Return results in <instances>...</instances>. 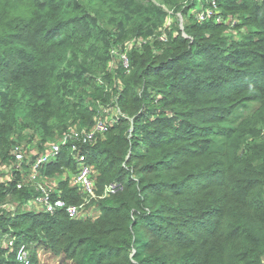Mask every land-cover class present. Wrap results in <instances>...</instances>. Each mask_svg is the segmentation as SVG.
Returning <instances> with one entry per match:
<instances>
[{"label":"trees","instance_id":"1","mask_svg":"<svg viewBox=\"0 0 264 264\" xmlns=\"http://www.w3.org/2000/svg\"><path fill=\"white\" fill-rule=\"evenodd\" d=\"M110 2L120 14L115 29L101 21ZM218 3L226 17L241 15L236 29L250 26L248 37H222L224 24L195 20L186 26L192 41L174 27L165 45L133 52L130 72H118L123 89L107 80L125 116L80 147L99 194L106 184L123 185L98 201L99 216L28 211L34 189H19L18 177L7 186L0 175V202L18 207L1 211L0 230L27 236L30 264H39V248L60 264H264V0ZM167 17L153 0H0V172L10 177L7 165L23 143L11 138L18 111L47 137L92 126L100 99L116 104L97 85L93 63L104 65L113 43L148 39ZM181 101L179 109L173 102ZM252 102L258 108L246 115ZM71 145L41 168L44 177L77 170ZM67 185L64 200L80 203ZM0 264H18L1 243Z\"/></svg>","mask_w":264,"mask_h":264},{"label":"rangeland","instance_id":"2","mask_svg":"<svg viewBox=\"0 0 264 264\" xmlns=\"http://www.w3.org/2000/svg\"><path fill=\"white\" fill-rule=\"evenodd\" d=\"M153 1L158 6L163 7L167 11L168 17L166 19V22L164 24L159 25L157 28H153L154 32L152 34L148 35V37H149L148 39H145L144 37H138L137 38L134 36V37L128 38L126 40H122L121 42L111 44V46L109 48V56H108V59L106 60L105 64L103 65V61L93 63V66H95L98 69V72L96 73L97 75L95 76V80L97 82V85L104 88L105 92L109 93V97H107V99H112L111 103H116V104L115 105H112V104L109 105V104H106L108 102L102 101L100 99L97 102L98 104H97L96 108L100 109L99 113L100 112L101 113H100V115H99V113L94 114L95 116H93L94 122H93L92 126H84L83 127L84 130H88L87 133H84L81 131L79 132V134H80L79 141L83 142L84 138L89 137L90 140L93 142V144H96L98 136L104 135V133L97 132L96 134H94L93 132H89L90 129H94L95 123H96L95 121L97 120V118L106 117V119L111 120V119H114V117L116 118L118 115H124L125 116V114L122 111V108L119 105V95L120 94L113 95L111 93L113 86H112V84L107 82V80L110 79L111 81H114L115 82L114 86H119V89H123L124 88L123 83H122L121 79L118 78L119 70L121 68H125V69H128V71H127L128 73L130 72L131 67H132L131 54L133 52L138 53V54H143L145 51L146 45L154 44L157 42L158 43L161 42V43H163V45H165L168 42V38H166V35L168 37V34H166L168 29H171V28L173 29L175 27L176 28V30L174 31L175 35H178L179 33H181L184 37L189 38L192 41L193 37L187 33L186 26L192 24V22L194 23L195 20L197 22H199L197 19V14L200 10H202L204 7H206V2H207V0H197L196 6L190 8L188 10V12L185 14L184 9L187 8L189 5H191L193 2H195L196 0H184L182 2V4H180V6H179L181 8H179V7L178 8L177 7L170 8L166 4L162 5L161 0H153ZM111 3L112 2H110V4H106V5L101 7V10L105 12V16L104 17L101 16V21L102 22H104V21L108 22L110 24V26L113 29H115L116 24H113V22H114V19H116L117 17H120V14L117 10L111 8L112 7ZM111 15H113V16L111 17ZM230 16H231L230 17L231 23L228 25L233 24L236 21V19L238 22L234 26H227L222 37L232 36V37H234L235 40H240L246 36L248 37L253 29L250 26H247L245 24H242L239 28L236 29V26L240 23L239 17H241V15L236 14V16H235L232 14ZM117 31L119 32V30H117ZM163 45H162V47H163ZM152 51L155 54L163 53V50L155 49L154 47L152 48ZM114 52H116V53H114ZM67 60H68V62H71L70 57H68ZM72 63H74V62H72ZM72 63H65L62 68H64L65 70H70V72H72V73H78L79 71L77 70V65H73ZM92 73H94V70L91 72H86L85 75L91 76ZM167 79L168 78H166V80ZM100 82L101 83L104 82V83L100 84ZM158 96L161 97L160 95H158ZM64 99L70 104V106H73L75 104V103L71 102V101H74V97L71 95L70 96L65 95ZM173 103H175L174 105H176L179 109H182V107L184 105V103L182 101L180 103H176V102H173ZM255 108H258V103L257 102L250 103L249 107L247 109L246 115L250 114ZM105 113H106V116H105ZM28 120L29 119H27V120L24 119L23 114L18 111L16 120L13 123L12 129H11V133L12 132H14V133L13 134L10 133L12 135L11 138L14 139V141H15V137L18 136L20 141H22L23 143H26V145H32L34 147H38L39 152H44L51 145L54 144L56 137H58L59 135H62V133H59V134L56 133L54 136H48L47 137L46 135L43 134L44 132H42V131L38 132L36 130L35 125H33ZM116 120H117V118H116ZM29 138L34 139L33 143L29 140ZM23 145L25 146V144H23ZM9 162H10V160H9ZM207 165H209V164H206V166ZM7 166L9 167V165H7ZM199 166L202 167V165H199ZM187 168L189 170L195 169L196 165L195 164H189V165H187ZM7 172L9 173V175H10L9 178L11 179V182H12L13 181L12 179H14L15 173H16L15 166L12 165V167ZM68 172H70V168L64 170V172L62 174H64L65 176L68 177V180H67L68 185L67 186H68V189L70 190V194H74V195H77L79 197V192L75 186L76 183L74 182V179L71 178V180H70L69 175H71L72 173L69 174ZM40 173L43 174L42 171H40ZM0 175L2 177V181H6L5 171L0 172ZM73 176H75V174L74 175L72 174L71 177H73ZM47 180H49L50 182L59 181V176H56L54 178H47ZM27 187L30 188V186H27ZM59 193H61V192H59ZM32 199H34V197ZM80 201H81V197H80ZM10 205L16 206L15 204H10ZM39 206H41V205L39 204ZM39 206H35V207H39ZM4 209H8L9 212H11V210L7 207H5ZM94 211L96 212L97 209H95ZM8 234H12V236H14V237H16V239H20V240H23L27 237L26 235H16L13 232L3 233V231L0 230V236L8 235ZM28 247H29L31 257H32L33 254H32L31 246L28 245ZM38 259H39V264H60L61 263V259L53 257L50 252H46V250L43 248L38 249Z\"/></svg>","mask_w":264,"mask_h":264},{"label":"built area","instance_id":"3","mask_svg":"<svg viewBox=\"0 0 264 264\" xmlns=\"http://www.w3.org/2000/svg\"><path fill=\"white\" fill-rule=\"evenodd\" d=\"M197 19L200 23L208 20H214L216 23L224 24L225 26H234L238 22L236 19L233 24L228 25L231 23L230 17H226L222 13L219 8L218 0H207L206 7L198 12ZM103 83L100 82V84ZM105 119L106 117L97 118L94 129H90L89 132H93L94 134L97 132L105 133L110 129L111 126L116 124L117 121L115 117L111 120ZM83 127L84 126L76 125L70 128V130L55 140L54 144L44 152H39L38 149L32 145L25 144L24 146V143L16 146L14 149V162L12 165H14L16 168L15 177L19 178L17 180V187L19 189L27 186L34 187L37 195L32 200L36 203H39L42 208L41 211L45 213L55 215L64 212L70 219L95 218L100 214V209L96 208L98 207V201L116 193L118 189L123 186L120 182H113L106 184L101 194L97 192V171L94 166H92L87 161L86 154L82 153L80 148L81 145H93V142L89 137L84 138L83 142L79 141V132H88V130H84ZM70 143L72 144V152L76 153L75 161L77 163V170L74 173L75 176H73V179L81 197V201L78 204L70 203L64 200L59 191L53 189L51 186L52 182L47 180V178L40 173V168L58 160L64 147H67V145H70ZM12 165L8 168L10 169ZM26 165H29L32 168V172L28 180H26L28 177V173L25 172ZM8 182H11V179L7 181V183ZM5 207L9 208L14 214L18 210L17 206L10 204L3 205L0 202V213ZM95 209H97L96 212L94 211ZM2 238L5 240V242L2 240ZM0 243L7 248L9 253L13 251L16 252L18 264L31 263V254L27 243L22 241L19 243V240L12 236V234L0 236Z\"/></svg>","mask_w":264,"mask_h":264},{"label":"crops","instance_id":"4","mask_svg":"<svg viewBox=\"0 0 264 264\" xmlns=\"http://www.w3.org/2000/svg\"><path fill=\"white\" fill-rule=\"evenodd\" d=\"M67 146H68V145H67ZM55 162H56V161H55ZM41 168H42V167H41ZM41 168H40V171H41ZM25 169H26L25 172L28 173V177L26 178V180H28V178H29V176H30V174H31V172H32V168H31L29 165H26V166H25ZM68 173H69V174L72 173V174L74 175V172H71V170H70V172H68ZM69 174H68V175H69ZM72 174L69 175V176H70V180H71V178H73V177H71ZM9 180H10V178H9L8 176H6V181H4V182H7V181H9ZM67 180H68V177L65 176L64 174H62L61 176L59 175V181H55V182L53 181V182L51 183V186L53 187L54 190L61 192L60 194H61V196H62V194L64 193L65 190H63L62 186H60V185H61L62 182H68ZM6 184H7V186L10 185V184H8V183H6ZM75 186H76V185H75ZM30 188H31V190L34 189V187H32V186H30ZM76 188H77V187H76ZM77 190H78V188H77ZM32 191H33V190H32ZM34 191H35V189H34ZM34 191L32 192V196L27 200L26 204H24L25 209L28 210V211H33V210L41 211V210H42L41 206H39L38 203H36V202H34V201L32 200V198L35 196V195H34ZM62 197H63V196H62ZM79 198H80V194H79ZM35 206H39V207H35Z\"/></svg>","mask_w":264,"mask_h":264}]
</instances>
